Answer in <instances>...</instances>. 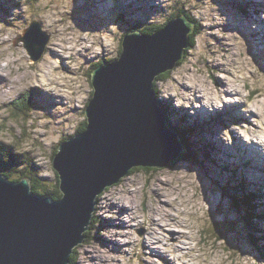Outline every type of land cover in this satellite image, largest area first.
<instances>
[{
  "label": "rangeland",
  "instance_id": "obj_1",
  "mask_svg": "<svg viewBox=\"0 0 264 264\" xmlns=\"http://www.w3.org/2000/svg\"><path fill=\"white\" fill-rule=\"evenodd\" d=\"M24 1L26 3L21 15L17 5L15 14L12 13L9 21H6L8 25L0 28V71L7 80L4 84L6 88L3 89L4 86L0 84V143L5 147H13L21 157L17 159L19 166L11 178L18 177L20 171L27 169L30 164L24 161H30L33 164L31 167L37 171L36 176L46 179L49 185L55 180L56 172L52 167L54 150L63 137L74 134L86 123L84 111L93 92L89 72L91 66L102 59L117 56L122 37L129 34L125 32L128 22L124 19V27L119 30L113 23L111 13L99 25L92 24L96 29L92 31L89 25H85L91 13L90 6L86 9V0ZM102 1L105 3V0ZM145 1L147 5L144 0L118 1L119 7L122 6L131 14L138 31L142 27L137 22L156 28L180 12L184 13L186 20L196 19L203 27L197 35V25L192 24L194 35L191 40L187 35L188 46L183 48L178 64L172 70L160 74L153 83L165 118L171 123L175 119L193 118L197 115L196 111L218 109L212 97L222 95L224 99L220 107L228 106L221 112L237 117L241 113L246 120L237 121L228 128L226 125L225 129L219 127L223 132L219 138L230 146L238 139L243 142L249 140L264 149V143L253 138L260 131V126L254 121L264 119V39L259 33L264 25V8L253 16L252 10H249L247 16L251 20L249 25H244L247 18L240 19L233 15L228 0ZM257 1L264 4V0ZM95 9L101 11L103 7L96 2ZM122 17L126 16L122 14ZM69 18H73V22L65 21ZM30 25L35 30L40 25L37 33L42 31L49 38L43 45L48 55L37 61H32L26 43L21 39L27 34ZM242 25L244 29L241 35ZM245 28L251 29L252 39L248 35L251 41L244 35ZM7 29H12L14 36L4 39ZM135 29L130 32H136ZM21 30L23 35L18 34ZM189 41H192V45ZM249 41L259 47L252 46ZM61 53L68 55L66 59L63 58L64 61ZM47 80L52 82L51 85ZM35 84L48 85L55 99L60 101L53 120H36L32 116V119L25 121L14 112L15 99L25 95ZM173 86L181 93L179 98L183 103L179 106L175 103L177 97L171 95ZM188 95L192 99H188ZM33 102L46 104L49 101H38L33 97ZM209 103L212 105L208 106ZM185 108L189 109L183 113ZM235 109H238L239 114L234 113ZM42 111L36 116L42 118L44 113H50L49 109ZM213 122L214 119L207 125ZM164 126L168 129L166 124ZM174 127L175 132L169 131L175 136L181 135V130H177L176 125ZM244 129L249 130L247 137L243 134ZM213 136L212 147L220 149L226 161L225 154L232 156L234 153L229 152L230 147L219 142L218 136H215L217 147ZM184 139L192 146L196 155L190 153L195 159L185 157L187 152L181 144L184 140L176 137L181 151L165 168H132L129 170L132 173L96 196L92 220L86 226V235L93 239H85L72 249L69 264H264V225H258L262 238L258 240V245L263 254L262 258H258L247 237L245 222L242 221L246 237L243 226L240 230L232 220L236 214L242 217L241 213L233 209V203L220 189L222 186L228 190L229 183L222 173L217 152H212L213 161L209 156L204 157L202 144L207 137L191 134ZM231 186L235 185L232 183ZM200 187L205 193L207 191L209 201H201L198 192ZM219 202L227 206L226 210ZM217 206L223 210V220L218 214H210ZM228 210H231L230 215L225 212ZM220 221L231 222L238 235H229L233 248H240L238 251L232 250V255L224 249L225 238L219 241V235H215ZM93 227L94 230H91ZM222 231L225 236L230 232ZM230 233L234 234L232 231Z\"/></svg>",
  "mask_w": 264,
  "mask_h": 264
},
{
  "label": "water",
  "instance_id": "obj_2",
  "mask_svg": "<svg viewBox=\"0 0 264 264\" xmlns=\"http://www.w3.org/2000/svg\"><path fill=\"white\" fill-rule=\"evenodd\" d=\"M191 27L181 16L156 34H125L120 57L93 71L86 129L62 143L52 160L63 195L59 201L33 194L27 179L11 182L0 175V264H69L72 249L84 240L97 195L132 168L163 169L179 155L181 146L164 126L153 83L178 64ZM33 29L22 40L37 61L47 37L27 41ZM198 192L201 201H209L207 191ZM221 207L210 214L224 219ZM233 232L218 236L225 238L229 255L240 250L231 244L230 236H238Z\"/></svg>",
  "mask_w": 264,
  "mask_h": 264
},
{
  "label": "trees",
  "instance_id": "obj_3",
  "mask_svg": "<svg viewBox=\"0 0 264 264\" xmlns=\"http://www.w3.org/2000/svg\"><path fill=\"white\" fill-rule=\"evenodd\" d=\"M243 11L246 12L245 9H243ZM189 14L191 15V13H189ZM183 15H184V13H182V12H180L178 14H174L168 20L164 21V23L161 26L156 27V28H151L148 25L141 24V22H137V23H138L139 26L142 27V30H140L142 33H145V34H153L155 31L162 29L163 26L165 27L170 21L176 19L177 17H181ZM192 17H193V15H192ZM72 19L69 18L68 21L67 20H65V21L67 23H69V22H71ZM88 21L91 24L92 23H95V25H98V23H97L98 20L96 18H90V19H88ZM88 21H85V22H88ZM188 21L191 24H193V25L194 24L197 25V29L198 30H197V33L196 34L199 35V33L203 30V27H201L198 24V22H197L196 19H195V21H193L191 19L190 20L188 19ZM151 26H153V25H151ZM146 28H148V29H146ZM192 31H193V28L191 27V33H189V35H188V37H189L190 40H191V37L194 35V33ZM211 36H213V35H211ZM189 43L192 45V41H189ZM120 54H121V48L119 49V52L116 54L117 55L116 57L110 58V59H106L105 62L106 63H112V62H114L116 59H118L120 57ZM91 71H89V72L91 73ZM155 91H156V89H155ZM92 96H93V93H92ZM92 96L90 97L87 105L89 104L90 100L92 99ZM31 99H32V96L29 94V92H27V93H25L24 96H21L20 98L15 99V102L13 104V110H14V112L19 117L24 118L25 121H27L28 120L27 117H29V109L28 108L33 107L32 102H31ZM159 106H160V104H159ZM17 111H18V113H17ZM165 123H166L167 128L170 131L174 132L175 128L173 127V125H171V123H169L168 119H165ZM85 129H86V123H84V125L82 126V128H80V129L78 128L77 130H75V133L74 134H72L70 136H65L66 138L63 137V139L60 142V145L62 143H64L65 141H67L68 139H70L71 137L75 136L77 133L78 134L79 133H82ZM179 132H182V131H179ZM177 136H178V138H181V139L184 140V142H182L181 144L184 147L185 151L187 152L185 154V157L186 158H190V156H191L193 159H195L194 156L196 154L192 151L193 150L192 146L190 145V143L188 142V140H185L184 139V138L188 137L189 135L187 133H185V132H182L181 135H177ZM59 146L54 150L53 157L58 152ZM209 152H211V150H209ZM18 153L19 152H16V149H14L11 146H7V147L1 146L0 147V174H2L4 177H6L7 179H9V180H11L13 182L14 181H21L22 179H29L31 191H32L33 194L38 195V196H42L44 198H50L53 202L59 201L62 198L63 195H62V193H61V191L59 189L60 180L58 178L57 173H55V180H54V182L52 184L47 185V183H46L47 180L46 181H41V177H37L36 176L37 171L34 168L31 167L33 165L32 162H30V161H24V163L30 164L27 167V169H23L22 171H20L21 173H19L18 177L11 178L14 175V173H15V169H17L18 166H19V163H17V161H16L17 160V156L16 155H18ZM204 157L206 158V156H204ZM131 171H129L128 174L132 173ZM238 185H241V186L238 187V188L235 187V190L236 191L233 190L232 188H230L228 185H227L228 186V190L225 187H222L220 189L222 191H224L223 193L230 198L231 202L233 203V207H234L235 210L238 208L237 205L239 206L240 210L244 214V217H245L244 220H245V222H247L246 221V218H247V220H248V218H251L253 221H255L253 215H251V213L248 210V207L249 206H247V205H248L249 198H244V199H241L240 198V194H241V190H242V183L238 182ZM94 222L95 221L93 220V223ZM96 223H98V222H96ZM223 229L224 230L227 229L226 222H222V225H217V230L216 231L218 233H215V235L216 234L219 235V236L222 235V233L224 232V231H222ZM258 233H259V230H258V228L256 226L255 234L258 235ZM84 235L86 236V239L87 240L90 239V237H89L88 234L86 235V233H84ZM249 238L251 240L252 246L257 251V253L260 256V258H262L263 257V254L261 253L260 247L257 245V239H255L251 235H249ZM71 257H72V255L70 256V258ZM76 259H75V262H76Z\"/></svg>",
  "mask_w": 264,
  "mask_h": 264
},
{
  "label": "bare ground",
  "instance_id": "obj_4",
  "mask_svg": "<svg viewBox=\"0 0 264 264\" xmlns=\"http://www.w3.org/2000/svg\"><path fill=\"white\" fill-rule=\"evenodd\" d=\"M14 1L15 0H8V2H9V5L10 6H13V4H14ZM118 0H116V2L115 3H113L114 4V6L117 8V9H119L120 7H119V2H117ZM228 1H231V0H228ZM261 1V0H260ZM68 2V1H67ZM99 4V3H98ZM113 4H110V6H113ZM17 5H15L14 6V8L16 7ZM2 7H4V4H2ZM244 8H245V11H246V15H248V11L249 10H252V16L253 15H255V14H257L255 11L257 10V9H262V8H264V4L263 3H259L257 0H251V1H248V0H244ZM2 14V16H6L7 15V13L6 12H2L1 13ZM8 14H9V12H8ZM9 15H11V14H9ZM18 17V16H17ZM170 18V17H169ZM246 18H247V23H245L244 25H249V23H250V20H251V18H249L248 16H246ZM9 21V19L7 20V22ZM262 22H264V19L262 20ZM244 25H242V26H240V33H241V35H242V31H243V29H244ZM9 27V26H8ZM151 27V26H150ZM247 27H249V26H247ZM246 27V28H247ZM245 28V31H244V35L248 38V40H250L251 41V39H252V33H251V29H246ZM5 30V29H4ZM37 33V30H35V29H33L32 31H31V33H29V35H28V37H27V41H29V40H33V42H34V40H39V38L41 37V36H45V37H47V35L44 33V32H42V31H40L39 32V35H37L36 34ZM260 33V35H261V37L264 39V25L261 27V31L259 32ZM237 34V33H236ZM1 35V34H0ZM3 35V34H2ZM27 35V34H26ZM26 35L24 34V37L23 38H21V39H23L24 40V38L26 37ZM239 35V34H238ZM248 35H250V37H251V39L249 38V36ZM45 37H44V39H45ZM241 37V36H240ZM29 38V39H28ZM239 41V40H238ZM241 41H243V40H241ZM249 41V42H250ZM250 44L252 45V46H254V47H259L258 45L257 46H255V45H253L251 42H250ZM31 45H33V46H35L34 44H31ZM262 45H264V43L262 44ZM56 56V55H55ZM61 61V60H60ZM50 65V64H49ZM54 67V66H53ZM2 72L0 71V84L1 85H3L4 86V84H6V77H2ZM51 75V74H50ZM35 79V78H34ZM4 88H6V86H4L3 87V89ZM2 89V90H3ZM2 90H1V92H2ZM6 92V91H5ZM4 92V93H5ZM93 93V92H92ZM245 103V102H244ZM197 105H199V104H197ZM210 105H212V104H208V106H210ZM203 106V105H202ZM227 106L228 105H223L222 107H219L218 109H211L210 111H207V112H201V111H196V113H197V116L198 115H203V117L204 116H213V117H215V118H218V119H222L223 118V121H221V122H219L218 124L220 125V126H222V124L224 123V122H227V128L228 127H230V126H232L234 123H237V121H240V122H242V121H244V120H246V118H245V116L244 115H242L241 113H240V116H236V115H230L229 113H227V115H225V114H223L222 112H221V109H226L227 108ZM203 107H205V106H203ZM172 108V107H171ZM188 109L189 108H185L184 110H182V112L183 113H186L185 111H188ZM196 109V108H195ZM168 110H170L171 111V109H168ZM197 110V109H196ZM231 110V109H230ZM236 111L234 112L235 114H239L238 112H237V110L238 109H235ZM222 113V114H221ZM231 122V123H230ZM211 129H213L212 127H210ZM174 132H175V130H174ZM256 141V140H255ZM220 142V141H219ZM221 144V143H220ZM227 146H229L230 147V150L232 151V152H234V153H237L235 150H238V151H240V152H242V153H239L240 154V156L242 157H240V156H237L236 158L237 159H242V163H244L245 165H247V167H246V172H247V174H248V176L251 178V177H253V176H255L256 177V180L262 185H264V149L263 148H261V147H257L256 145H254V144H252V143H250L249 142V140L247 141V142H243V141H238L237 142V149H233L232 148V146H230V145H228V144H226ZM261 149H263V152H262V150ZM225 152H227V150L225 151ZM228 158V157H227ZM227 158H226V161H227ZM129 173V172H128ZM128 173L126 174V173H124V175L123 176H121V179L123 178V177H126L127 175H128ZM1 175V174H0ZM2 176V175H1ZM121 179H119V181L117 182V183H119L120 182V180ZM235 186L234 187H236V185H237V182L236 181H233L232 182ZM241 185H238V187H240ZM234 187H232V189L233 190H235V188ZM237 187V188H238ZM236 191V190H235ZM261 197H262V200H263V202H264V188L262 189V193H261ZM96 204V203H95ZM94 204V205H95ZM94 212V207H93V209H92V213ZM91 224V223H90ZM91 228V227H90ZM231 228H233L232 226H231ZM91 230H94V227H93V229H91ZM90 230V231H91ZM86 231L87 230H84V232L86 233ZM85 236V235H84ZM84 241H86V240H82V243L84 242ZM109 244V243H108ZM81 245V244H80ZM70 262V261H69Z\"/></svg>",
  "mask_w": 264,
  "mask_h": 264
},
{
  "label": "clouds",
  "instance_id": "obj_5",
  "mask_svg": "<svg viewBox=\"0 0 264 264\" xmlns=\"http://www.w3.org/2000/svg\"><path fill=\"white\" fill-rule=\"evenodd\" d=\"M207 9H205L206 11ZM4 26L2 24H0V28H3ZM113 31H115V29H113ZM19 35H23V31L21 30L19 33ZM10 36H14L13 30L12 29H7V34L4 36V39H9ZM211 82L209 81V84ZM171 95L176 96L177 99L175 101L176 105H181L183 103L182 99H180V95L181 93H179L176 89V86H173V91L171 92ZM188 99H192V97L190 95L187 96ZM215 105L217 107L221 106V101L224 99V97L222 95H215L212 97ZM187 107V105H185ZM255 123H257L260 126V131L255 133V136L253 138L257 139L258 142L260 143H264V119L259 120V121H254ZM248 129H244L243 134L247 137V133H248Z\"/></svg>",
  "mask_w": 264,
  "mask_h": 264
}]
</instances>
